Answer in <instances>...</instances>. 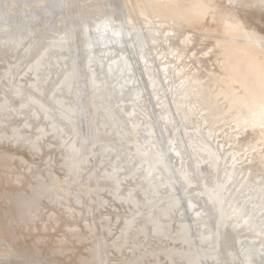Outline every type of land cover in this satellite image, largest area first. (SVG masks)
<instances>
[{
    "label": "bare ground",
    "instance_id": "1",
    "mask_svg": "<svg viewBox=\"0 0 264 264\" xmlns=\"http://www.w3.org/2000/svg\"><path fill=\"white\" fill-rule=\"evenodd\" d=\"M67 1L48 0L27 16L17 11L4 16L0 146L25 144L37 153L41 138L50 133L63 147L57 155L62 167L78 175L89 143L87 154L103 174L92 191L102 202L109 200L108 206L123 205L133 213L121 234L134 227L140 235L149 226L158 232L157 209L167 218L184 219L183 243L195 239L190 235L195 222L214 236L206 251H174L184 264H264V0ZM41 75L43 92H37ZM102 109L108 112L99 121ZM13 120L20 124L9 126ZM32 126H38L35 137L16 138L19 129ZM7 152L0 158V181L9 184L16 178L4 173L13 164ZM131 164L127 181L123 172ZM18 198L0 210V264H47L33 246L20 248V230L12 234L17 217L20 223L24 219ZM145 212L138 223L135 217ZM29 220L17 228L29 233ZM113 244L107 243L108 250ZM243 246L251 253L243 254ZM79 260L72 255L70 263Z\"/></svg>",
    "mask_w": 264,
    "mask_h": 264
},
{
    "label": "rangeland",
    "instance_id": "2",
    "mask_svg": "<svg viewBox=\"0 0 264 264\" xmlns=\"http://www.w3.org/2000/svg\"><path fill=\"white\" fill-rule=\"evenodd\" d=\"M45 1H48V0H45ZM45 1L44 0H21V1L20 0H0V5H1L0 14L2 13V15H0V21L2 19L0 25H2V23L4 24L5 23L4 21H6V18L4 16L8 15V17H9V16H11V14L14 16L17 15V13H15L14 11H17L18 16H20V17H22L24 15V13H25L24 16H27L26 12L28 14V12H32L33 8L38 9L39 6L41 8V6L45 5L44 4ZM68 1H67V3H69ZM26 10H28V11H26ZM13 13H15V14H13ZM21 14H23V15H21ZM3 17L5 18V20L3 19ZM36 29H37V31L39 30V28H36ZM19 71L22 72L23 67H20ZM40 74L43 75L44 72H42ZM47 74H48V72H47ZM42 75L37 77L38 79H37V81H35L36 84L39 82L37 84L38 86L36 85L37 86L36 87L37 92L38 91L43 92V91H41V89L43 88V82L45 81V78ZM23 76H25V78H29L30 72L28 70H25V72L23 73ZM101 77H103V75H101L100 78ZM47 82H48V80H47ZM115 86H116V84H113L111 86L112 87L111 89H113ZM37 92L35 91V93H37ZM103 92L105 95H108L107 89H104ZM113 97H114V94H113ZM2 100H3V98L1 99V97H0V104L2 103ZM102 110H101L102 112H100L101 118L99 117V121H104V119H105L104 116L108 112V110H106V109H102ZM114 120L118 121L116 116L114 117ZM17 121H20V119ZM95 121H97V120H95ZM37 122L40 123V121H38V120H37ZM11 123H12V125H11ZM18 123L19 122L16 123V121L14 123V120H13V122L12 121L7 122V124L9 126L11 125V127L17 126ZM7 124H6V126H7ZM113 126H115V124H113ZM32 127H34L33 130L31 128H29V130H28L27 127L22 128L25 131H23L22 129H19L20 130V132L18 134L19 136H16V138L22 137V138H24V140H26L30 136L35 137V134H37V132H38V130H37L38 126H36V127L32 126ZM105 128H107V127H105ZM43 129H45V126H43ZM5 130L8 131L9 130L8 127ZM27 131H29V132H27ZM8 132H11V131H8ZM24 133L26 134V137H25ZM27 133H28V135H27ZM11 134H12V132H11ZM51 137H52L51 134L47 133L46 136H43L41 138V140L38 144L40 147L39 148L40 150H38L37 153L35 152L37 149L36 150L34 149V153L32 152L33 151L32 149H31L32 151L29 150L31 152L30 153L28 151L27 147H25L26 145L22 144V143H21L22 145H20L18 148L16 147L15 149H13L14 147H11L7 144H3L4 146L3 145L0 146V155L3 154L4 152L8 151L7 156L11 155L10 157L13 159V161H11V163L13 162V164H14V165L11 164L12 166L10 165L8 167V169L10 168L11 170H8L6 168V170H4V173L5 172L8 173L7 176L8 175L11 176L13 178V181L16 178L15 179L16 181H14L15 183L12 182V183L8 184V182L4 183L3 181L2 182L0 181V210H4L6 207H8L9 202H11L12 200L15 201L16 200L15 197L16 198L20 197V198H18V199H20V202H22V203L24 202V205L20 204L19 202L17 203V204L21 205L20 209L24 210V211L22 210V212H21L22 214L20 213L21 216H24V219H22L23 221L20 223V220H19L20 216H18L17 221L14 222L15 230L12 231V234L14 235L15 231L17 233L20 230L21 238L18 240V243L20 244L21 249H27V248H30L31 246H33L34 248L37 249V256L40 257V259H43L47 264L48 263L49 264H71L70 259H71L72 255H74V256L77 255L80 259L79 263H81V264H160L159 263L160 261H161V264H184L185 262L183 260H181L177 254H174L175 253L174 251L186 250V251H190L191 253H194V251L197 250L198 248H199L198 250L201 249V250L206 251L207 248H209L211 246V243L213 242L214 236L211 234L209 235L208 232L205 229H203L199 225V223H197V222L193 223V228L196 230L192 231V234H190L195 239H192V240H190L188 242H184V243L182 241H180V240H182V237L185 235L184 232L179 231L181 225L184 222V219L180 218V216L179 217L173 216L171 218L170 217L167 218L164 215H160V212L157 211V209L153 210V212H154L155 216L157 217L155 222L158 224V226H160V230L158 232L154 233L151 229V226H149V229L140 235L136 234L135 233L136 231L135 232L132 231V229H134V227H132V229L130 230L131 232H129L127 230L126 235L124 234L125 231L122 232V234H121V230H122L121 228H122L123 224H125V220L126 219H129V221L133 220V216H131V214L133 215V213L130 210H127L126 206H123V205L120 207L121 209H119L118 206H115V205L113 206V203H110V206H108L109 200H107L106 203L102 202V198H101L102 196L96 195L92 191V188L94 187L93 185L94 184H95V186L97 185L98 180L100 179V176H102L103 174L99 173L98 168H96V167L94 168L96 161H95V164L92 163V161L90 160L91 157L87 154V153H90L89 149L91 148L89 146V143H88V145L86 144L87 146H89V148L85 145L84 147H86V150L84 147L82 150L83 154L85 151V154H84V157H81L84 160L82 162L83 167H82L81 171L77 175V173L73 174V171L70 170L72 172V175H73L72 176V175H70L71 174L70 171L64 170V167H62L63 165L60 162V158H59L60 153L59 152H61L63 150V147L61 148L59 140H55ZM67 137H69V136L68 135L64 136V138H67ZM70 138H72V135L70 136ZM46 139L48 141L47 143H46ZM49 139L52 142H49ZM48 143H51L54 146L53 145H52V147L48 146V148H47ZM44 147L47 149H45ZM46 150H48V151H46ZM39 152H40V154L37 155ZM53 152H55V153H53ZM4 155H5V157L3 155H1L2 157H0L2 161L6 158V154H4ZM57 155H59V156H57ZM85 155H88V156L86 157ZM19 156H20V158H19ZM113 156H115V155H113ZM120 156H123V155L120 154ZM3 157H4V159H2ZM14 157H18L19 159H21V158L22 159H21V161L19 160L20 162H18L17 159L16 160L14 159ZM36 158H38V159H36ZM87 158H88V160H87ZM1 160H0V163H2ZM90 162H91L93 167L91 166ZM21 163L24 164V167H23V164H21ZM118 164H119V162H117L116 165H118ZM132 164L134 165V163H132ZM132 164L129 166L128 169H126L123 172V175L126 173L124 176L126 177L127 181L129 180L128 174L131 173V169L133 167ZM18 165L20 166V168H18L19 167ZM21 165H22V167H21ZM13 166H14V169H13ZM102 166H103V164H102ZM26 167L30 168V169H28L29 172L27 171V169H25ZM84 168L85 169L89 168V170H87V173H86V170ZM91 168H92V171L94 173L90 170ZM12 170H14L15 173L14 172L9 173V171H12ZM22 170H25V171H22ZM47 171H48V173L50 172L49 176L47 174ZM55 171H57L58 173ZM68 172H69V174H68ZM64 173H65V175H64ZM83 173H84V175H83ZM60 174H63V175H60ZM19 175H20V177H18ZM54 175H55V177L58 176V177H56L59 179L58 182L56 179H53ZM75 175H77V176H75ZM49 179H52V181L54 180L56 182L55 183L53 182L54 183L53 184V183H51L52 181L50 182ZM92 179H94V180H92ZM70 180H72V182ZM68 181H70V182H68ZM39 182H41L42 186L40 184H38ZM49 182L51 184V187L53 186L55 190L59 187L61 189L60 188L57 189L58 191L51 189V187H48L50 185ZM60 182L62 184H60ZM59 184H60V186L55 188V186H57ZM85 184H87V185H85ZM43 187H45V188H43ZM47 187L49 188V190L48 189L46 190L48 192V195H47V192L45 191V189ZM38 188L40 189V191H37ZM63 188L65 189V191L63 190ZM43 190H44V192H46L45 194L47 195L48 199L45 196V194L43 193ZM59 190L60 191L62 190L64 192H59ZM164 191H166V187L164 188L163 192ZM54 192L56 193V195L54 194ZM20 193H22V194L26 193L25 196H29V197H25L24 195H23V198L21 197L22 195L17 197V195ZM41 193H43V194L41 195ZM49 193H50V195H49ZM37 194L39 197L37 196ZM43 195L45 196V199H44ZM36 196L38 197L37 198L38 202H36V199H35ZM51 196H52V198H51ZM58 196H59V198H58ZM88 196H90V197H88ZM91 196H93V197H91ZM32 197H33V199H35L34 201H33ZM29 198L32 201H30ZM21 199L22 200L25 199V200L22 201ZM26 199H28L30 201V203H28L29 206L27 205L26 201H28V200H26ZM14 201H12V203ZM256 201L258 202V200H256ZM16 202H14L13 204H15ZM31 203H33V204L31 205ZM166 203H167L166 201H163L162 203H160L158 205V207H164V205ZM22 205L25 207L26 206H28V207L25 208V207H22ZM33 207H35V208L38 207V208L33 210ZM117 207H118V209H117ZM20 209H16L15 211L19 210V212H20L21 211ZM27 210H28V212H27ZM30 211H32L33 215H31ZM135 211H137V210H135ZM195 211H197V208L192 209V212H195ZM34 212L36 214H34ZM17 214H19V213L17 212ZM112 214H113V216H112ZM146 215H147V212L143 213L141 216L137 215L135 217V219L138 220V223L142 224L143 223L142 218ZM26 216H28V217H26ZM103 216H104V218L106 217L105 218L106 221L103 218ZM109 216H111V218ZM130 216L132 217V219H130L131 218ZM115 217L116 218L121 217V219L119 221L120 223L113 221V218H115ZM107 218H108V220H107ZM37 219H38V221H37ZM26 220H29V221L34 220L37 223L33 227H31L30 224H28L29 221H27L28 222L27 226L23 225V226H26V228H25L26 230H28V231L30 230L29 233L24 232L23 229L20 228L21 225L24 224ZM105 223H106V225H105ZM18 224H21V225L17 228L16 225H18ZM172 228H174V229H172ZM21 231H23V232H21ZM127 232H129V233H127ZM10 235H11V233H10ZM125 238L127 241L125 240ZM109 240H110V242H109ZM242 242L245 243V240H242ZM107 243L109 246L111 243L112 244L114 243L116 246L114 248H110L108 250ZM255 244L257 245V241H255ZM64 245L66 246V248H63ZM136 245H138V247H136ZM133 246L136 248H134ZM139 246H140V248H139ZM95 249H96L97 255H98L97 258H94V256H93V250H95ZM106 249H107V251H106ZM135 249H137V250H135ZM162 249H164V250H162ZM242 249H243L242 252L245 255L247 253H251V251H252V249L250 247L243 246ZM168 253L173 254V256H172L173 260L172 261H171L172 258H170L171 254H168ZM167 254H168V256H167ZM36 261H38V260H36ZM220 263H221L220 260L213 262V264H220ZM228 264H232V262L230 261V262H228Z\"/></svg>",
    "mask_w": 264,
    "mask_h": 264
}]
</instances>
